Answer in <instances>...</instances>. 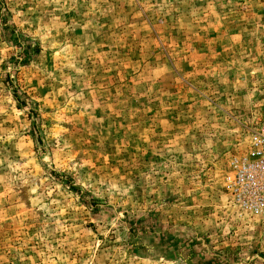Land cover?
<instances>
[{"label": "rangeland", "instance_id": "374dc122", "mask_svg": "<svg viewBox=\"0 0 264 264\" xmlns=\"http://www.w3.org/2000/svg\"><path fill=\"white\" fill-rule=\"evenodd\" d=\"M262 124L264 0H0V264H264Z\"/></svg>", "mask_w": 264, "mask_h": 264}, {"label": "built area", "instance_id": "2783aa9c", "mask_svg": "<svg viewBox=\"0 0 264 264\" xmlns=\"http://www.w3.org/2000/svg\"><path fill=\"white\" fill-rule=\"evenodd\" d=\"M224 184L240 213L264 219V124L252 134L249 151L230 159Z\"/></svg>", "mask_w": 264, "mask_h": 264}]
</instances>
